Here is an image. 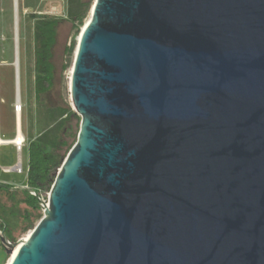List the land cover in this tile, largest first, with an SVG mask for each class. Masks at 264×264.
Masks as SVG:
<instances>
[{
  "label": "water",
  "instance_id": "95a60500",
  "mask_svg": "<svg viewBox=\"0 0 264 264\" xmlns=\"http://www.w3.org/2000/svg\"><path fill=\"white\" fill-rule=\"evenodd\" d=\"M69 92L77 142L33 231H0L10 264H264V0H95Z\"/></svg>",
  "mask_w": 264,
  "mask_h": 264
},
{
  "label": "rangeland",
  "instance_id": "374dc122",
  "mask_svg": "<svg viewBox=\"0 0 264 264\" xmlns=\"http://www.w3.org/2000/svg\"><path fill=\"white\" fill-rule=\"evenodd\" d=\"M17 39L18 62L20 71V97L22 111L20 113L21 130L25 144L20 152L16 146L0 145V169L17 166V158L22 154L24 173L13 174L0 178L7 182H21L27 176L29 139L36 137L44 129V120L37 116L34 101V54H33V25L36 18L51 16L64 19L67 16V0H17ZM13 0H0V135L3 139H12L17 131V73L16 60V31ZM70 27L64 26L60 31L58 45L55 51V63L60 70L64 47L72 41ZM78 37L76 42L78 43ZM72 69V68H71ZM71 69L60 79L61 98L70 103L69 74ZM59 78H60V74ZM4 101V102H3ZM76 124V122L74 123ZM80 128V125H79ZM6 152V153H4ZM25 190L0 188V214L9 224V234L16 241L30 234L21 233L20 226L24 225L25 210L33 213L24 201L28 197ZM49 194V193H48ZM44 195L45 197L48 195ZM43 213V212H42ZM39 222V221H38ZM35 223V227L38 224ZM34 227V228H35ZM9 258L0 243V264H7Z\"/></svg>",
  "mask_w": 264,
  "mask_h": 264
},
{
  "label": "trees",
  "instance_id": "16d2710c",
  "mask_svg": "<svg viewBox=\"0 0 264 264\" xmlns=\"http://www.w3.org/2000/svg\"><path fill=\"white\" fill-rule=\"evenodd\" d=\"M94 1L67 0L66 18L44 16L36 18L33 25L34 101L37 116L44 120V129L36 137L29 139L27 184L28 189L36 195L28 192L24 201L32 208L33 213L25 210L24 225L20 226L22 234L33 230L35 223L43 217L39 199L51 191L59 169L77 142L80 118L70 103L61 98L60 79L72 68L76 38L90 18ZM64 26L70 27L73 37L70 44L66 43L64 47L59 70L55 63V51ZM0 188L13 189L2 183ZM0 231L9 240L16 242L9 234V224L1 214Z\"/></svg>",
  "mask_w": 264,
  "mask_h": 264
},
{
  "label": "bare ground",
  "instance_id": "6f19581e",
  "mask_svg": "<svg viewBox=\"0 0 264 264\" xmlns=\"http://www.w3.org/2000/svg\"><path fill=\"white\" fill-rule=\"evenodd\" d=\"M18 56H19V54H18ZM16 75H17V77H16V80H17L16 99H17V104L19 105V104H21V97H20V87H21V85H20L19 62H18L17 74ZM70 78H71V71H70V74H69V80H70ZM24 144H25V137L22 134V130H21V120H20V118H18L17 119V131H16L15 137L10 139V140H5V139L0 137V145H6V146L13 145V146H16L18 151L20 150V152H21ZM22 164H23L22 154H19L18 158H17V166L20 167V166H22ZM13 258L14 257H11L7 264H10Z\"/></svg>",
  "mask_w": 264,
  "mask_h": 264
},
{
  "label": "crops",
  "instance_id": "0c3cea01",
  "mask_svg": "<svg viewBox=\"0 0 264 264\" xmlns=\"http://www.w3.org/2000/svg\"><path fill=\"white\" fill-rule=\"evenodd\" d=\"M4 102V101H3ZM0 137L2 138V136L0 135ZM15 137V136H14ZM13 137V138H14ZM5 140H8V139H5ZM10 140V139H9ZM6 153V152H4ZM17 164V163H16ZM17 166H13V167H2L0 169V173L2 176H6V175H13V174H18V175H22L24 173V165L22 164V173H18L16 171H14L13 169L16 168ZM7 170H10L7 172ZM26 172H27V176L25 178V180L21 181V182H7L3 179L0 178V183L2 184H7V185H10L13 187V189H22V188H28V184H27V181H28V165L26 167ZM14 191V190H13Z\"/></svg>",
  "mask_w": 264,
  "mask_h": 264
},
{
  "label": "built area",
  "instance_id": "2783aa9c",
  "mask_svg": "<svg viewBox=\"0 0 264 264\" xmlns=\"http://www.w3.org/2000/svg\"><path fill=\"white\" fill-rule=\"evenodd\" d=\"M13 3H14V11H15V7L16 8H18V3H17V1L16 0H13ZM15 13V12H14ZM15 18V17H14ZM15 24V23H14ZM18 26V25H17ZM15 31H16V28H15ZM21 111H22V106H21V104H17L16 106H15V113H16V118L18 119V118H20V113H21ZM14 171H16V172H18V173H22V167L20 166V167H16V168H14L13 169ZM8 171H10V170H7V172ZM31 194H33V195H36L34 192H32ZM48 194V193H47ZM48 197H49V194L45 197L44 195L41 197V199L45 202V203H47L48 202Z\"/></svg>",
  "mask_w": 264,
  "mask_h": 264
}]
</instances>
